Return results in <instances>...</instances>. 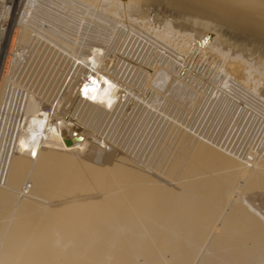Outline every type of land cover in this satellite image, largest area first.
I'll return each instance as SVG.
<instances>
[{
    "label": "bare ground",
    "instance_id": "1",
    "mask_svg": "<svg viewBox=\"0 0 264 264\" xmlns=\"http://www.w3.org/2000/svg\"><path fill=\"white\" fill-rule=\"evenodd\" d=\"M0 3L9 51L33 32L68 65L56 98L1 64L0 103L17 115L0 113V264H264V142L228 138L264 126V0ZM111 104L173 127L156 158L100 131Z\"/></svg>",
    "mask_w": 264,
    "mask_h": 264
},
{
    "label": "rangeland",
    "instance_id": "2",
    "mask_svg": "<svg viewBox=\"0 0 264 264\" xmlns=\"http://www.w3.org/2000/svg\"><path fill=\"white\" fill-rule=\"evenodd\" d=\"M3 5V7H2V5ZM0 16L1 17H3V18H1L0 17V28L2 29H0V43H2V45L0 44V47H2V49H1V51H0V67H2V69L0 68V73L2 72V70H4V64H5V55L6 56H9V58H8V61H9V63L11 64H9V68L11 67V66H13V67H11L10 69H8L7 70V74H9L10 76L12 75V79L14 80H16V81H18V82H20L21 84H24V85H29V86H33V87H36V86H38V85H40V86H42V85H44V84H46L47 86H45V88L44 89H42V90H44V94H46V91H47V94H52L53 92V96L55 95V97L57 96L56 95V93L58 94L59 93V91H58V89H57V87H55L54 86V81L56 82V80H53V79H57L58 78V76L60 75V74H62V72L65 70V68L66 67H68V65L66 64V63H64V66H63V64L61 63V60H59V57L56 55V53H55V50H53V49H51V47L50 46H48L47 44H45L43 41H40V42H34L33 40H35V39H33V38H36L37 39V37H35V33H33V32H31V34H30V40H28L27 41V44H25V45H23L24 43H18V44H20V46L17 44V43H15L14 44V46H15V48H14V46H13V51L12 50H10L9 51V48H10V41H11V34H12V31H7V24H8V22L7 21H9V19L7 18V17H9V14H7V12H9V10H7V6H9V4H7V3H0ZM11 7H13V5L11 6ZM15 7H13V9H14ZM7 12H6V11ZM12 10V9H11ZM5 13V14H4ZM7 14V15H6ZM3 15V16H2ZM6 18V19H5ZM7 20V21H6ZM7 23V24H6ZM5 24V25H4ZM201 24V23H200ZM196 24V25H190V27L194 30V31H196V32H199V33H204V32H210V33H214L215 32V30H214V27L212 26V25H210V24ZM43 27V29H46L45 27L46 26H42ZM43 31H45V30H42V32ZM9 33V34H8ZM2 34V35H1ZM44 34V33H43ZM31 37H32V39H31ZM5 40V41H4ZM107 40L109 41V42H113V43H116L117 42V38L116 37H112V36H110V39H108L107 38ZM32 41V42H31ZM9 44H8V43ZM32 43H34V45L32 44ZM36 43V44H35ZM5 44V45H4ZM28 44H30L29 46H28ZM37 44H38V46H37ZM45 46H44V45ZM255 44H256V42H255ZM23 45V46H22ZM47 45V46H46ZM17 46L19 47V48H17ZM29 48H28V47ZM35 47V48H34ZM49 49H48V48ZM21 48V49H20ZM43 50H42V49ZM6 49V50H5ZM15 49V50H14ZM17 49V50H16ZM36 49V50H35ZM48 49V50H47ZM8 51V52H7ZM19 51H20V53H19ZM38 51V52H37ZM47 52L48 53V55L45 53V52ZM6 52V53H5ZM11 52H13V53H11ZM40 52V53H39ZM11 53V54H10ZM14 53H16V57L17 58H13V54ZM42 53H44V54H42ZM50 53H51V56H50ZM9 54V55H8ZM32 54H34V55H32ZM36 54H38L37 56H36ZM53 54V55H52ZM47 55V56H46ZM3 56V57H2ZM26 56V57H25ZM32 56V57H31ZM33 56H34V58H33ZM41 56H43V61L41 60V63H40V58L39 57H41ZM46 56V57H45ZM48 56H50V57H48ZM57 56V57H56ZM5 57V58H4ZM54 57V58H53ZM36 58H37V61H35L36 60ZM52 58V59H51ZM12 59H14V60H12ZM58 59V60H57ZM17 60V61H16ZM13 61V62H12ZM15 61V62H14ZM39 61V62H38ZM22 64H21V63ZM53 62V63H52ZM59 62V63H58ZM46 63V64H45ZM1 64H3V66L1 65ZM8 64V63H7ZM38 64H40V65H38ZM62 64V65H61ZM14 65H15V67H14ZM44 65H45V67H44ZM67 65V66H66ZM64 67V69L63 68H60V67ZM66 66V67H65ZM50 67V68H49ZM23 69V70H22ZM41 69H42V72H41ZM67 69V68H66ZM9 71H11V73L9 72ZM18 71V72H17ZM24 71V72H23ZM38 71V72H37ZM40 71V72H39ZM56 71V72H55ZM62 71V72H61ZM41 73V74H40ZM56 73H57V76H56ZM64 73V72H63ZM6 74V75H7ZM20 74V75H19ZM46 74V75H45ZM53 74V75H52ZM59 74V75H58ZM9 75L7 76L8 77V80H10L11 79V77H9ZM39 75H40V77H39ZM21 76V77H20ZM44 76H46L45 78H44ZM54 76V77H53ZM25 77V78H24ZM41 77H42V79H41ZM17 78V79H16ZM20 78V79H19ZM37 78V79H36ZM44 78V79H43ZM41 80V81H40ZM43 80V81H42ZM37 81V82H36ZM39 82V83H38ZM49 82V83H48ZM28 83V84H27ZM48 83V84H47ZM53 85V86H52ZM20 86V85H19ZM49 87V88H48ZM59 87V86H58ZM17 88H19V87H17ZM51 88V89H50ZM55 88H56V90H55ZM49 89V90H48ZM49 91V92H48ZM57 91V92H56ZM4 98H5V96H4ZM57 98V97H56ZM8 99V98H7ZM55 99V98H54ZM11 102V104H10V102ZM13 99H11V98H9V100H8V102H7V100H6V98H5V100H4V102H3V100H2V104L0 103V105H1V107L2 108H0V113L2 114V112L4 111V112H6L5 113V115H4V113H3V116H4V118H3V120H5L4 121V124L5 125H9V124H11L12 125V123H14L15 122V118L14 117H16V112H17V106L15 105V102L13 103ZM56 101H57V99H56ZM6 102V103H5ZM6 104V106L4 105V104ZM9 103V104H8ZM13 103V104H12ZM8 104V105H7ZM12 106H14V108L12 107ZM7 107V108H6ZM4 108H6V109H4ZM13 108V109H12ZM108 109L107 110H105V112H102L101 110H99L98 112H96L95 114H94V116L95 117H98V126H99V129H100V131L103 133V134H109L111 137H113L114 138V140H116V143L118 144V145H120V146H122V147H124L126 150H128V151H131L133 154H141V155H143V156H147L148 158H151V157H154V158H156L155 156H157V155H159L160 154V152H161V150H162V148H164L165 146H167V144H168V142L169 141H164V140H156V138L159 136V135H162V133H163V131L164 130H167L168 129V131H169V136H171L172 135V131L170 130V129H172L173 127L170 125V124H168V126H167V128L165 129V127L161 124H156L155 123V121H153V119L154 118H150V117H147L146 119H145V121H143V120H138V121H134L133 119H129V113L128 112H126L125 111V109H123L124 110V113H120V112H117L116 110H115V107H114V104H111L109 107H107ZM2 109H3V111H2ZM12 109V110H11ZM16 111H15V110ZM6 110V111H5ZM10 110V111H9ZM14 110V111H13ZM47 110V109H46ZM9 111V112H8ZM8 112V113H7ZM10 112H12V114H10ZM14 112H15V114H14ZM10 115V116H12V120L10 119V116H9V119L10 120H8L7 118H8V116L7 115ZM211 114V113H210ZM210 116V115H209ZM6 117V118H5ZM211 117V116H210ZM8 120V121H7ZM9 122V123H7V122ZM11 121H13V122H11ZM171 122H172V120H170ZM11 122V123H10ZM187 122H188V124H187ZM191 122V123H190ZM202 123H204V122H198V123H196V122H193V121H186V122H184L183 124H181L182 126H183V129H186V130H188L189 129V131H191V132H196L198 135H200V134H204V135H211L212 137L214 136V135H216L217 133H219L220 132V130L222 131L221 133H220V138H222L223 139V137L225 138L226 136L224 135L225 133H227L228 131L227 130H229V126H226V125H219V127H217V125H213V124H211L210 122H207V121H205V123L206 124H202ZM186 124V125H185ZM191 124V125H190ZM225 124H226V121H225ZM182 126H180V128L182 127ZM191 126V127H190ZM193 126V127H192ZM195 126V127H194ZM255 125H250V126H246V125H241V128L239 129L238 127L239 126H237V127H235L236 128V130H235V132H234V134H232L231 136H229L228 138H229V140H230V143H232L233 141H232V138H234L233 140L234 141H236V140H238L241 136H243V135H245L246 133H248L247 135H248V140H249V142H248V144H249V147L250 148H255V146H257V145H262L263 144V142H264V138H263V136H264V131L262 132V130H264V126L263 125H256V128L254 127ZM259 126H263L262 128L261 127H259ZM10 126H5V130H6V132L8 133V131L10 130V128H12V127H10ZM184 127H186V128H184ZM210 127H211V129H210ZM214 127V128H213ZM217 127V128H216ZM244 127H248V129L247 128H244ZM192 130H191V129ZM221 128V129H220ZM240 130H238V129ZM253 128H255V129H257L256 131L259 133V134H257V132L253 129ZM198 129L199 130V132L198 131H196V130ZM217 129V130H216ZM246 129V130H245ZM261 129V130H260ZM215 130V131H214ZM219 130V132H217ZM224 130V131H223ZM226 130V131H225ZM251 132H250V131ZM204 131V132H203ZM255 131V132H254ZM259 131H261V132H259ZM194 132V133H195ZM217 132V133H216ZM224 132V133H223ZM237 132V133H236ZM239 132V133H238ZM242 132V134L241 135H239L240 133ZM252 132H253V134H252ZM195 133V134H196ZM206 133V134H205ZM213 133H215L214 135H213ZM236 133V134H235ZM207 135V136H208ZM238 135H239V137H238ZM251 135V136H250ZM210 136V137H211ZM252 137V138H250V137ZM256 137V139H255V137ZM8 137H9V135H8ZM263 138V140H262V138ZM259 138H261V139H259ZM254 142H253V141ZM260 140H262V141H260ZM251 142V143H250ZM256 142V143H255ZM260 142V143H259ZM251 144H253V145H251ZM252 146V147H251ZM246 147H247V145H246ZM259 201V202H258ZM256 203H259V205L260 206H263L264 207V202L262 201V200H260V199H258L257 201H255Z\"/></svg>",
    "mask_w": 264,
    "mask_h": 264
}]
</instances>
